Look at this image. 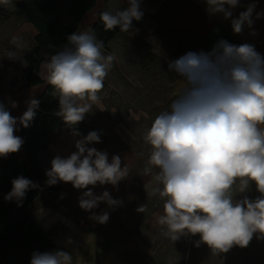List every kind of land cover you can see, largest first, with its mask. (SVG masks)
<instances>
[{"label":"clouds","instance_id":"1","mask_svg":"<svg viewBox=\"0 0 264 264\" xmlns=\"http://www.w3.org/2000/svg\"><path fill=\"white\" fill-rule=\"evenodd\" d=\"M11 0H0L9 4ZM128 7L101 12L99 19L105 31L119 28L133 29V21L144 15L141 0H127ZM210 15L222 14L231 20L235 34L245 27L252 29L255 20L264 18V11H256L255 2L233 17L240 0H204ZM255 13V20L253 14ZM15 49H23L21 37H12ZM104 42L95 31L74 32L67 37L61 51L44 62L48 83L58 93V112L69 126L78 125L100 102L99 93L111 68L113 55L103 53ZM7 58L17 59V52L9 50ZM169 70L185 82L180 94L171 102L170 110L156 116L147 130L144 141L151 146L146 174L154 175L156 187L152 195L164 198L163 213L158 217L162 235L173 242L186 235H199L217 254L232 247H247L255 236L264 240V55L249 43L232 44L218 40L211 51H188L169 62ZM12 108L15 101H9ZM27 110L14 117L0 102V158L17 153L24 140L15 135L18 124L28 128L39 107L37 99L26 102ZM103 110V109H101ZM74 136H80L73 130ZM97 131L75 141L77 151L68 157L57 155L46 170V183H71L84 190L78 198L79 207L90 212L101 202L110 208L121 201L105 190L95 194L89 186L118 183L129 176V167L119 155L109 162L105 151L89 147L100 143ZM237 193L255 185L260 194L255 199ZM12 188L4 197L22 206L28 190L36 184L23 176L11 181ZM162 185V187H161ZM143 211V206L138 209ZM99 223L109 219L107 211L92 217ZM69 243L71 241L69 240ZM73 256L64 250L33 252L30 264H72Z\"/></svg>","mask_w":264,"mask_h":264},{"label":"rangeland","instance_id":"2","mask_svg":"<svg viewBox=\"0 0 264 264\" xmlns=\"http://www.w3.org/2000/svg\"><path fill=\"white\" fill-rule=\"evenodd\" d=\"M188 1L141 0L142 19L133 21L132 30L121 32L102 50L105 55L114 56L108 85L112 116L92 115L85 133L97 131L100 137H105V144L114 155L125 147H130L135 153L127 188L119 190L113 197L121 203L112 208L107 204L103 206L101 213L107 211L109 219L106 223H99L107 238L132 244L126 253L131 264H153L159 256H168L171 249L172 240L161 234L162 226L158 223V217L163 213L164 198L159 194L152 195V189L157 186L154 175L158 169L153 168V172L148 174L144 171L151 152L144 136L156 116L170 110L171 102L177 97L173 94L175 84L185 85L182 78L169 70V62L188 51L208 52L213 47L201 36L176 26L175 16ZM105 4L106 11L113 14L128 7L127 0H108ZM0 5L6 12L0 31V102L12 115L15 108L9 107V101L23 86V82L15 83L14 79L31 47L26 39L23 40V49H15L10 43L13 28L19 20L10 17L8 5ZM9 50L17 52L16 60L7 58ZM111 122L114 130L110 129ZM43 161V168H50L47 158ZM142 206L143 211H138ZM72 212L75 217L80 215L78 210Z\"/></svg>","mask_w":264,"mask_h":264},{"label":"crops","instance_id":"3","mask_svg":"<svg viewBox=\"0 0 264 264\" xmlns=\"http://www.w3.org/2000/svg\"><path fill=\"white\" fill-rule=\"evenodd\" d=\"M252 2L256 3L257 12L264 11V0H240V6L233 10V17L238 16L241 11L246 10L247 5ZM6 5L10 9V17H15L19 20L15 28H13L10 40L14 36L21 37L22 40L26 39L32 48L37 30L32 24L26 22L22 16L15 13L12 2ZM1 8L2 5H0V31L3 14H6ZM106 9V4L103 0H96L95 6L81 19L77 32L91 30L98 12H104ZM253 19L255 20V13L253 14ZM174 22L176 26L185 29L188 33L201 36L211 46L221 39L236 45L249 43L254 45L259 53L264 55V18L255 20L252 29L245 27L241 34H235L232 31L230 19L225 20L222 14L210 15L206 11L204 0H189L184 8L175 16ZM120 33L121 31L108 43V46L119 37ZM25 64L24 62L21 68ZM43 65L44 62L40 66V78L43 80V83L32 86H21L11 97L10 100L17 103L12 116H22L27 110L26 102L35 99L44 89L48 80ZM109 71L104 80V88L98 94L100 102L93 105L92 111L85 116L84 120L87 125L91 124L90 118L92 115L95 117L98 115H103L104 117L112 116V105L108 104L110 102L108 95L111 92L110 89L108 90V85H110ZM183 87H185L183 83L180 85L175 84L173 94L178 96ZM108 112L110 113L109 115ZM109 124L110 129L114 130V123L111 122ZM19 127L20 125L18 124ZM72 133V129L58 128L51 134L48 148L40 153L43 166L44 158H47L48 165L51 168V160L55 156L59 155L62 158H66L71 153L77 151L75 141L87 134L79 132L80 136H74ZM15 135L19 136V130ZM89 147H95L97 150L107 152L109 162L114 155L109 147L106 146L105 137H101L100 143L91 144ZM14 154L19 160L25 159L23 146L19 152ZM117 155L122 159V167L126 163L130 170L131 165L135 161L134 151L130 147H125ZM1 162L2 158L0 159V167ZM50 168H46V170H50ZM129 178L128 176L121 180L117 186L97 184L94 187L89 186V188L97 195L107 190L113 198L119 190L127 188ZM56 185L59 186V190L49 191L42 188L37 197L27 205V211L32 218L54 240V246L49 251L59 249L69 252L73 256L72 264H131L126 253L132 244L129 241L107 238L100 230L99 222L90 218L93 213L97 215L101 214V210L106 203L101 202L97 208L86 212L79 207L78 200L84 190L74 188L71 183L58 182ZM237 187L238 182L237 185L233 186L234 199L239 200L244 196L255 199L260 195L256 191L254 184H250L248 191L245 193H236L235 189ZM73 210H78L80 215L75 217L72 212ZM69 240L71 243H69ZM199 240V235L193 236L189 234L182 236L175 242L172 241L169 255L166 256L167 258L159 256V259L153 264H264V240H258L255 236L247 247L234 246L227 253L220 254L213 252L204 243H200L197 246Z\"/></svg>","mask_w":264,"mask_h":264},{"label":"trees","instance_id":"4","mask_svg":"<svg viewBox=\"0 0 264 264\" xmlns=\"http://www.w3.org/2000/svg\"><path fill=\"white\" fill-rule=\"evenodd\" d=\"M107 2L108 0H103ZM15 13L22 16L37 30L33 47L24 55L25 66L14 79L23 86L43 83L40 78V66L52 54L61 51L67 43V37L77 32L83 16L96 4V0H11ZM97 14L91 30L98 40L104 42V48L117 36L119 28L105 31ZM103 48V49H104ZM39 107L28 128L19 127V136L23 138L24 160L15 154L2 158L0 167V264H30L32 253L46 252L54 246V240L32 218L27 205L33 201L39 191L59 190L57 185L46 183V170L43 168L40 153L48 148L51 134L58 128H68L85 133L88 125L85 120L78 125H67L58 112V93L47 82L36 96ZM1 159V158H0ZM23 176L32 180L36 187L27 191L22 206L15 201H6L5 195L11 191V181Z\"/></svg>","mask_w":264,"mask_h":264}]
</instances>
